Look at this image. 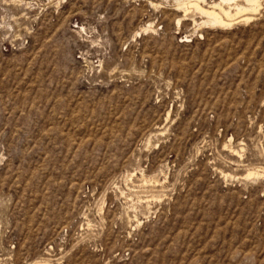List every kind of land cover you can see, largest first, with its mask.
<instances>
[{
  "label": "rangeland",
  "instance_id": "1",
  "mask_svg": "<svg viewBox=\"0 0 264 264\" xmlns=\"http://www.w3.org/2000/svg\"><path fill=\"white\" fill-rule=\"evenodd\" d=\"M161 2L0 0V264H264V8Z\"/></svg>",
  "mask_w": 264,
  "mask_h": 264
},
{
  "label": "bare ground",
  "instance_id": "2",
  "mask_svg": "<svg viewBox=\"0 0 264 264\" xmlns=\"http://www.w3.org/2000/svg\"><path fill=\"white\" fill-rule=\"evenodd\" d=\"M168 1L171 2L170 6L175 11L181 13L175 20V26H179L181 22L186 21L187 17H190L196 30L199 27L223 30L240 23L248 24L254 21L255 16L264 8V0H164L159 4L150 3V5L153 7L168 5ZM195 15L200 21L193 19ZM146 30L150 31V26L143 31ZM249 177L258 178L259 176L256 173H249L247 178Z\"/></svg>",
  "mask_w": 264,
  "mask_h": 264
}]
</instances>
